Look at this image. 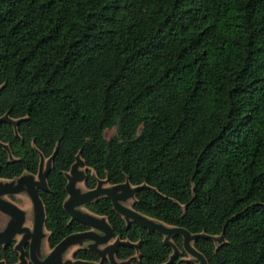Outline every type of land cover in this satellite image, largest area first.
Returning <instances> with one entry per match:
<instances>
[{
  "label": "trees",
  "instance_id": "trees-1",
  "mask_svg": "<svg viewBox=\"0 0 264 264\" xmlns=\"http://www.w3.org/2000/svg\"><path fill=\"white\" fill-rule=\"evenodd\" d=\"M0 176L34 172L51 246L84 228L61 207L79 152L97 177L145 183L132 207L190 232L207 264H264V0H0ZM113 128L109 136L104 130ZM88 170L84 183L94 185ZM131 264H162V235L125 224L108 198L87 204ZM179 253L166 264H195ZM120 244L117 258L133 254ZM10 245L0 259L15 260ZM75 256L96 259L88 251ZM101 264H108L102 260Z\"/></svg>",
  "mask_w": 264,
  "mask_h": 264
},
{
  "label": "water",
  "instance_id": "water-1",
  "mask_svg": "<svg viewBox=\"0 0 264 264\" xmlns=\"http://www.w3.org/2000/svg\"><path fill=\"white\" fill-rule=\"evenodd\" d=\"M19 118H11L7 112L0 115V122L6 121L12 124L15 132V124ZM16 133V132H15ZM0 146L8 153V160L12 159L6 143L0 141ZM56 147L52 152L44 157V155L38 152V162L36 173L21 171V174L11 179L0 178V211L6 212L10 215V219L0 230V244L5 245L14 232H23L22 237L14 246L15 249L20 251L19 261L14 264H24L25 260L22 254L21 245L27 237H30L29 241V255L32 264H89V261L65 258L61 259L60 253L67 246L80 241L82 239H91L92 242L88 244V247L98 253L100 256H106L110 264H131V260L136 259L138 256V242H131L127 239H121L117 235L113 237L111 241H108L113 231L109 224L105 221L103 216H97L88 211L81 209V205L92 201L100 196L107 197L110 200L111 206L115 212H117L127 225L130 221L139 224L148 230H155L162 235V242L171 248L167 260L162 264L170 262L178 253L179 248L173 243L171 237L173 234H177L181 237V248L188 254L185 258L191 259L195 264H207L204 255L195 248L193 242L197 238H209L215 243H220L223 240L222 230L217 235L208 234L205 232H190L186 228L176 225H169L150 216H147L132 207L135 191L143 186L145 183L131 184L125 178L121 182L111 183L108 178H99L91 170V174L95 177L96 183L93 187L87 188L83 184L85 163L81 158L79 152H75L74 159L71 162L68 171L64 173L66 178L65 191L66 196L63 199L62 207L71 219L78 220L88 226L91 229L84 231L71 232L63 236L54 246L46 253V255L39 259L36 256V251L40 242V238L43 236V221L44 211L42 204L37 196L36 186L46 189L45 177L51 168L52 160ZM82 185V187L79 185ZM24 190L27 195L30 196L34 215L32 219L31 230L26 225H21L23 222V212L10 201L1 198V195L6 192H15ZM92 229H96L102 234H98ZM107 242L101 249L96 247V244ZM119 244H125L132 246L135 249L133 255L126 259L119 260L115 257L116 246ZM0 264H5L0 260Z\"/></svg>",
  "mask_w": 264,
  "mask_h": 264
},
{
  "label": "flooded vegetation",
  "instance_id": "flooded-vegetation-1",
  "mask_svg": "<svg viewBox=\"0 0 264 264\" xmlns=\"http://www.w3.org/2000/svg\"><path fill=\"white\" fill-rule=\"evenodd\" d=\"M10 156H12L11 153H10ZM6 157L8 158V153H7ZM44 157H46V156H44ZM73 159H74V156H73ZM73 159H72V161H73ZM37 162H38V160H37ZM70 164H69V166H70ZM69 166H68V168L66 170L62 171V175H63V178H64V185H65V181H66V178L64 176V173L66 171H68ZM36 169H37V164H36ZM36 169H35L34 172H31V173H34L35 174L36 173ZM87 170L89 172V175L93 179H95V177L90 172L93 169L92 168H89V167L85 168V171H84L85 172L84 173V179H83V184H84L85 187H87L85 185V183H84V180H85V177H86V171ZM19 174H21V172ZM19 174L14 175L12 177H2V176H0V178L1 179H11V178H13L15 176H18ZM47 174H46V177H47ZM46 177H45L46 189L40 188V187H37V186L35 187L36 188V192H37V196L39 197V200H40V202L42 204L43 211H44L43 236L40 238V242H39V245H38V249L36 251V256L39 259H42L46 255V253L54 246V244H56L63 237L62 236L56 243H54L51 246L48 244V236H49L50 231L45 226L46 212H45L44 204H43V201H42V198H41V195H40L41 192H43V191L47 192L49 190L48 185H47ZM99 178H102V177H99ZM95 183H96V180L94 182V185H95ZM93 186H91V187H93ZM91 187H87V188H91ZM63 188H64V186H63ZM65 196H66V191H65V188H64V196H63L62 201H61V207H62V202H63V199L65 198ZM100 197H104V196H100ZM100 197H98V198H100ZM1 198L10 201V203L14 204L16 207H18L20 210H22V212H23V222L21 223V225H26L31 230L32 219H33V215H34V208H33V203H32V200H31L30 196L27 195V193L24 190H20V191H15V192H6V193H4V194L1 195ZM98 198H96V199H94L92 201H89L87 203H84L83 205H81V209H83L85 211H88V212H90L92 214H95L97 216H103L105 218V221L109 224V222L107 220V217L105 215L96 213V212L92 211L91 209H89L87 207V204H89L91 202H95L96 200H98ZM62 209H63V207H62ZM65 213H66V211H65ZM67 216H68V219H67L68 222L69 221H72V220H75V219H71L68 214H67ZM9 219H10V215L8 213L0 211V230H2L4 228V226L6 225V223L8 222ZM76 221H78V220H76ZM78 222H80V221H78ZM80 223H82V222H80ZM82 224L84 225V228L78 229V230H75V231H71V232L84 231V230L91 229L90 226H88V225H86L84 223H82ZM109 226H110V224H109ZM92 230L95 231L98 234H102V232H100V231H98L96 229H92ZM71 232H69V233H71ZM69 233H67V234H69ZM22 234H23V232H21V231L17 232L16 231V232L13 233V235L11 236V238L9 239V241L5 245L0 244V247H5L7 245H10L11 246V249L16 254L15 260L13 262H11V263H7L3 259H0L5 264H14V263H16V262L19 261L18 256H19L20 251L18 249H15L14 246L20 240V238L22 237ZM67 234H65V235H67ZM114 236H116V234L113 233L112 237L108 241H111ZM29 241H30V237H27L25 239V241L21 245L22 254H23V257H24V260H25V263L24 264H32V261L30 260V255H29ZM91 242H92L91 239H82L80 241H77V242H75V243L67 246L60 253L61 259L63 260L65 258H70V259L85 260V261H89L90 262L89 264H101L102 260H105V261L108 262V264H110L106 256H100L98 253H96L95 251L91 250L88 247V244H90ZM106 244H107V242L100 243V244H96V247L101 249ZM117 247H118V245L116 246V250H117ZM78 250L88 251V252L92 253L93 255H95L96 256V259H87V258H81L79 256H75V252L78 251ZM116 250H115V257L117 258V256H116ZM133 254H131V255H133ZM128 257H126V258H128ZM126 258H123V259H126ZM117 259L122 260V258H117Z\"/></svg>",
  "mask_w": 264,
  "mask_h": 264
},
{
  "label": "rangeland",
  "instance_id": "rangeland-1",
  "mask_svg": "<svg viewBox=\"0 0 264 264\" xmlns=\"http://www.w3.org/2000/svg\"><path fill=\"white\" fill-rule=\"evenodd\" d=\"M114 132V129L113 128H108V129H105L104 130V135L105 136H109L110 134H112ZM79 185L82 187V185L79 183ZM184 254H185V256H188V254L187 253H185L184 252Z\"/></svg>",
  "mask_w": 264,
  "mask_h": 264
}]
</instances>
